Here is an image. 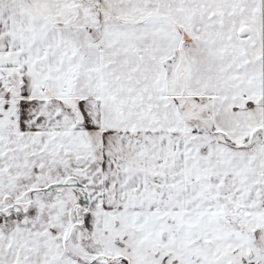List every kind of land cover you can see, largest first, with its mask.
I'll list each match as a JSON object with an SVG mask.
<instances>
[{
	"label": "snow or ice",
	"instance_id": "snow-or-ice-1",
	"mask_svg": "<svg viewBox=\"0 0 264 264\" xmlns=\"http://www.w3.org/2000/svg\"><path fill=\"white\" fill-rule=\"evenodd\" d=\"M0 264H264V0H0Z\"/></svg>",
	"mask_w": 264,
	"mask_h": 264
}]
</instances>
